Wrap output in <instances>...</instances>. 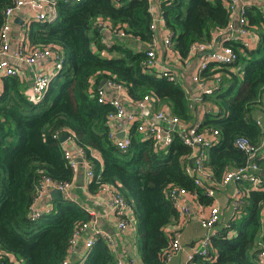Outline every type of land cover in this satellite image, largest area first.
<instances>
[{
    "label": "trees",
    "instance_id": "16d2710c",
    "mask_svg": "<svg viewBox=\"0 0 264 264\" xmlns=\"http://www.w3.org/2000/svg\"><path fill=\"white\" fill-rule=\"evenodd\" d=\"M14 0H0L1 30L5 10ZM151 0H81L60 3L52 19L30 18L21 26L22 38L38 48L51 45L64 55L63 67L38 100L26 92L28 84L18 75L3 77L0 91V264H63L76 226L92 215L65 195L53 200L51 210L33 218L38 185L43 177L58 183L72 182L76 172L65 156L61 134L69 133L92 163L89 184L95 193L106 183L118 186L131 204L136 219L135 238L143 264H164L170 246L166 227L174 224L178 210L171 188L196 193L201 204L214 196L196 184L188 167L194 149L172 130L173 139L158 149L155 140H142L138 123L131 126L128 150H121L110 136L109 115L115 108L98 100L103 79L122 84L132 102L151 97L154 112L167 107L181 121H193V108L178 79L158 76L146 66L145 49L135 48L128 39L150 43ZM173 46L184 60L195 42H210L223 30L230 12L223 0H164L161 5ZM250 30L257 36L250 47L227 41L238 52L230 64L210 63L202 72L206 79L220 76L218 88L201 94L206 111L199 130H219L218 140L208 147L205 166L215 189L231 167L247 163V153L237 148V137L259 145L264 120V11L247 4ZM108 20L130 36H113L107 43L98 21ZM107 51L108 55L104 52ZM217 79V78H216ZM98 150L101 160L93 155ZM264 152V149H262ZM262 182L254 186L241 181L239 211L211 236L209 257L192 264H259L263 249L264 155L258 159ZM80 264H117V254L103 237L85 248ZM74 262V260H73ZM72 262V263H73Z\"/></svg>",
    "mask_w": 264,
    "mask_h": 264
},
{
    "label": "built area",
    "instance_id": "2783aa9c",
    "mask_svg": "<svg viewBox=\"0 0 264 264\" xmlns=\"http://www.w3.org/2000/svg\"><path fill=\"white\" fill-rule=\"evenodd\" d=\"M81 0H14V4L7 7L5 10V21L1 30V47H0V76L18 75V68L11 63L7 54L10 49V34L15 22L17 12L23 7L30 8L32 14L30 18L42 21L52 19L57 13V7L60 3L79 2ZM151 0L150 11L152 14L151 29L153 32V38L150 43H146V66L155 71L160 77H166L171 80L177 79V76L173 70L159 62L160 57L163 55V51L174 52L177 51L173 46V40L170 30L166 27L165 19L163 17L161 5L164 0ZM230 12V20L228 25L223 28V31H228L230 41H235L249 46V34L250 30L249 19L247 16L246 6L249 0H223ZM24 24V23H23ZM100 29L110 31L121 38L130 37L122 27H113L108 20L100 19L98 21ZM159 30H163V41L159 38ZM163 49V50H162ZM201 53V61L196 68L193 79L197 82L202 90V93H212L218 88V82L220 76H215V79L209 80L202 76V72L206 70L210 63L218 64H230L237 60L238 52L229 44H223L218 48L214 47L213 41L210 42H195L190 49L191 52ZM15 58L19 60H26L28 63H47L50 68L41 70L35 74L34 84L30 89H27V93L34 100H38L48 90L51 82L60 72L63 67L64 55L59 48L52 47L51 45L44 48H38L32 45L26 46L23 43H19L18 48L14 52ZM107 86L111 90H116L119 93H127L125 87L122 84H117L107 80L103 87L98 88V100L102 103H109L114 106L115 110L110 113V121L117 117H126L131 123H138V130L142 134L141 139L146 140L153 138L155 145L158 149L166 148L173 139V128H167L161 124L154 122L148 116H145L139 112L127 111L119 98L111 95ZM130 98V97H129ZM151 97L146 95L142 100L135 103L139 109H144L149 106ZM198 101H202V96L196 98ZM134 103V102H133ZM206 108L201 106V117L197 119L194 124L188 126V128L182 127L179 129V135L183 141L192 146L194 149V156H197L194 160V165L188 167L190 174H196V184L205 186L206 194L215 196L216 190L213 186L215 182L211 179L210 170L205 166L207 160V149L214 144L219 137V130L214 128H204L199 130L200 122L205 114ZM159 119L166 120L170 124L180 125L181 120L177 117L170 115L167 107L162 108L155 114ZM148 117V118H147ZM258 123L263 129V138L259 145L253 144L250 138L245 136L237 137L234 141V145L247 153V163L238 167H231L224 175L220 185H226L230 183H240L241 181H249L254 186H258L262 182V173L259 167L258 159L264 155L262 149H264V121L259 118ZM111 136V131H110ZM71 137V136H70ZM69 137V138H70ZM75 141V140H74ZM116 145L123 151L128 150L131 145L132 139L130 135H126L124 138L115 139ZM76 142V141H75ZM78 145V144H77ZM65 156L69 160L74 171L77 172L82 161L87 168V175L92 180L94 176V168L92 163L85 157L84 150L78 145L77 153H74L71 149L65 148ZM193 156V157H194ZM60 188L63 190L64 195L68 196V192L72 187V182L58 183L50 177H43L38 185V193L36 202L32 207V217L36 218L45 212H49L51 207L41 208L38 206L44 195L51 191L52 188ZM100 192L105 196L107 207L110 214L113 216L117 223L118 231L124 233L134 230L135 228V215L131 204L127 201L125 196L121 193L118 186L112 183L103 184L100 187ZM169 195L172 197L175 206L179 212L177 226L172 230L170 234V246L164 252V264H169L171 258L182 249L181 244V228L188 222L191 217V209L187 203L186 198L190 195L196 197V193H192L185 188H171ZM243 191L237 188L235 191L231 204L233 206L234 215H236L242 203ZM86 210L92 215L91 220L79 223L68 244V253L63 260V264H72L71 258L77 250V247L81 241L84 240L85 247H91L99 237L106 239L112 248L115 247V236L109 231H104L98 227V218L94 212ZM221 207L219 204H210L209 211L201 218V225L206 229L204 236L200 237L187 253V260L185 264H192V261L196 257L205 256L209 257L212 249L211 236L214 234L212 231L221 222ZM233 215V216H234ZM229 221V220H228ZM222 221L223 225L226 222ZM263 249L258 254L259 264H264V240ZM210 258V257H209ZM117 264H137L134 258H130L129 261H125L124 258H119Z\"/></svg>",
    "mask_w": 264,
    "mask_h": 264
},
{
    "label": "crops",
    "instance_id": "0c3cea01",
    "mask_svg": "<svg viewBox=\"0 0 264 264\" xmlns=\"http://www.w3.org/2000/svg\"><path fill=\"white\" fill-rule=\"evenodd\" d=\"M157 2L156 0H154ZM249 6L258 7L261 11H264V0H249ZM32 12L29 7H23L19 12H17L15 18H21L24 24H18L14 22V25L10 34V49L7 54L8 59L18 68V76L23 79L30 89L34 84L35 74L41 70H46L50 68L47 63H28L26 60H19L15 58L14 52L18 48L19 43H23L26 46H29L28 38L24 40L21 36L23 33V29L21 31V26L24 27L27 20L30 19ZM105 32V40L107 43L113 42L114 33L103 30ZM253 32V31H252ZM159 40L162 42V35L164 33L163 30H159ZM228 31H216L213 34L212 41L214 43V47L218 48L221 45L225 44L227 41H230ZM117 36V35H115ZM257 35L253 32L249 34V46L254 47L257 43ZM120 37V36H119ZM129 43L136 48L145 49L146 43L139 41L137 39H128ZM163 50V49H162ZM105 54L108 55V52L105 51ZM201 53L199 52H191L187 58L184 60L181 58L178 51L168 52L163 51V55L160 57L159 62L169 66L173 72H175L178 81L184 87L186 93L188 94V98L193 105V121L195 122L197 119L201 117V101H198L196 98L202 94V90L197 84V82L193 79V74L200 64L201 61ZM100 85V84H99ZM98 85V88H99ZM3 86V76H0V91ZM109 93L120 99L122 104L125 106L127 111L139 112L141 114H145L146 108H148L153 114L156 112L153 111L151 105L144 109H139L135 103L129 98L127 93H119L116 90H111L107 86H105ZM26 89V92H27ZM145 116V115H144ZM146 117V116H145ZM148 118V117H147ZM264 121V120H263ZM192 123L190 121H181L180 125L177 126L178 129L182 127L188 128ZM110 131L111 138L113 140L124 138L126 135L129 136V132L132 124L127 120L126 117H117L110 121ZM70 135V134H69ZM71 136V135H70ZM69 136V137H70ZM65 148L71 149L74 153L78 151L77 142L74 141V138L71 136L65 142H63ZM93 155L101 160L100 153L98 150H93ZM90 178L87 175V168L85 164L81 161L79 169L76 172L75 178L72 181V187L68 192V196L72 201H76L78 204L85 207V209H89L94 212L98 218V227H100L104 231H109L111 234L115 236V247L113 248L115 253L117 254V260L119 258H124L125 261H129L130 258H134L137 264H143L140 252L138 251V247L136 245L135 238V228L134 230L127 231L124 233H120L118 231L117 223L113 216L110 214L109 209L107 207V202L105 201V196L100 192V188L98 192L92 193L89 189ZM238 185L236 183H230L226 185H219L216 190L214 200L211 204H219L221 207V222L217 224V226L212 231L214 234L217 233L220 227H222V221H228L233 215L234 210L231 204L232 197L237 190ZM65 196V195H64ZM53 198L50 195V191H48L44 197L38 201V206L41 208L51 207L53 204ZM187 203L191 209V217L188 222L181 228V244L182 249L177 252L170 260L169 264H185L187 253L194 246L195 242L206 233V229L201 225V218L209 211L210 204L204 205L201 204L198 197L188 196L186 198ZM179 213V212H178ZM179 215V214H178ZM262 217L264 222V209L262 210ZM178 220V218H177ZM136 224V222H135ZM177 226V221L174 224H170L166 227L167 234L170 238V234L172 230ZM136 227V225H135ZM85 243L84 240L81 241L77 247L76 252L71 258L72 264H80L82 261V256L85 251ZM165 263V262H164Z\"/></svg>",
    "mask_w": 264,
    "mask_h": 264
},
{
    "label": "water",
    "instance_id": "95a60500",
    "mask_svg": "<svg viewBox=\"0 0 264 264\" xmlns=\"http://www.w3.org/2000/svg\"><path fill=\"white\" fill-rule=\"evenodd\" d=\"M15 22L18 23V24H23V20L21 18H15ZM122 40H125V38H122ZM135 47V46H134ZM136 48V47H135ZM107 82V79H103L101 82H100V85L99 87H103ZM146 116H148L149 118H151L154 122L158 123V124H161L165 127H169V128H173V129H177V125L175 124H170L168 123L166 120H163V119H159L155 116V114H153L148 108H146V111L144 112ZM69 133H63L61 134V142H65L68 138H69ZM197 156H194L191 158L190 160V164L193 166L194 165V160ZM50 195L53 199H56V200H63L65 199V196H64V192L62 189L60 188H52L51 191H50Z\"/></svg>",
    "mask_w": 264,
    "mask_h": 264
}]
</instances>
